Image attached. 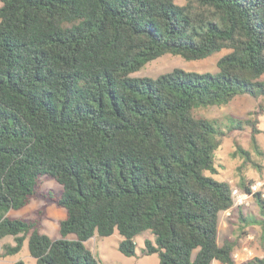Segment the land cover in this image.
I'll return each mask as SVG.
<instances>
[{"label":"trees","instance_id":"trees-1","mask_svg":"<svg viewBox=\"0 0 264 264\" xmlns=\"http://www.w3.org/2000/svg\"><path fill=\"white\" fill-rule=\"evenodd\" d=\"M0 2V240L14 238L0 256L26 241L36 264H99L89 238L117 231L118 250L133 256L135 237L149 231L143 252L158 264H236L237 240L218 239L230 210L240 229L261 227L263 255L247 264H264V221L232 196L253 183L211 176L229 132L249 126L257 151L259 119H229L224 130L195 114L264 98V0ZM221 50L215 72L132 75L166 53ZM234 153L257 167L247 150ZM43 175L62 187L50 196L66 213L54 239L37 221L6 215L30 202ZM252 196L264 211L262 192Z\"/></svg>","mask_w":264,"mask_h":264},{"label":"rangeland","instance_id":"rangeland-1","mask_svg":"<svg viewBox=\"0 0 264 264\" xmlns=\"http://www.w3.org/2000/svg\"><path fill=\"white\" fill-rule=\"evenodd\" d=\"M185 0H178L183 3ZM1 4V2H0ZM227 50L212 53L203 59L188 60L179 55L170 53L163 54L142 66L132 75L156 77L161 73L172 70L173 68H182L195 72H215L217 70V61ZM260 105L264 107V98H253L249 95L237 96L229 103L223 105H212L199 107L195 109V114L216 120L219 126L226 130L229 119H239L245 121L257 115L259 119L258 128L262 131L256 135L257 151L254 150L250 139V128L244 126L243 129H237L229 132L222 137L221 144L214 154V165L217 169L216 174H211L215 179H223L235 184L241 176L246 180L257 185V190L264 193V109L261 114H255ZM237 146L249 152L251 161L244 164L243 157L235 154ZM208 173V172H207ZM62 187L53 178L43 175L39 178L37 192L31 198L30 202L18 210H9L6 215L12 218H23L29 221H37L41 232L51 238L59 237V221L65 217V209L58 207L50 196H59ZM243 211L244 214H251L258 220L264 221V211L260 210L259 204L253 196L246 199ZM242 230L244 233H242ZM261 227L259 225L247 226L240 229V220L237 213H221L219 219V242L224 238L237 240V246L233 257L236 264H247L254 257L263 255V248L260 241ZM154 240V236L149 231H144L135 237L136 249L135 255L126 256L118 250V242L121 236L115 231L112 235L101 237L95 235L85 241V245L92 251L99 261V264H158L156 254H146L145 239ZM14 245V238L6 236L0 240V254H4L6 246ZM17 260H22L24 264H36L35 258L30 256L26 241L22 249L13 254L0 256V264H13ZM212 264H222L213 260Z\"/></svg>","mask_w":264,"mask_h":264},{"label":"built area","instance_id":"built-area-1","mask_svg":"<svg viewBox=\"0 0 264 264\" xmlns=\"http://www.w3.org/2000/svg\"><path fill=\"white\" fill-rule=\"evenodd\" d=\"M257 185L252 184L251 186V193H243L241 192L237 187H234L232 190V196L234 198V204L235 205H242L245 204L246 199L250 196H252V193L257 191ZM262 196H264V193H262Z\"/></svg>","mask_w":264,"mask_h":264},{"label":"crops","instance_id":"crops-1","mask_svg":"<svg viewBox=\"0 0 264 264\" xmlns=\"http://www.w3.org/2000/svg\"><path fill=\"white\" fill-rule=\"evenodd\" d=\"M223 213H227V214H229V213H230V210H227V211H225V212H223Z\"/></svg>","mask_w":264,"mask_h":264}]
</instances>
